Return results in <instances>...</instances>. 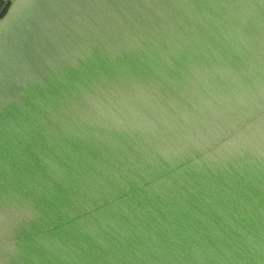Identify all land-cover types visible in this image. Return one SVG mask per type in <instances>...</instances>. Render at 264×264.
Segmentation results:
<instances>
[{
  "label": "water",
  "instance_id": "water-1",
  "mask_svg": "<svg viewBox=\"0 0 264 264\" xmlns=\"http://www.w3.org/2000/svg\"><path fill=\"white\" fill-rule=\"evenodd\" d=\"M0 264H264V0H31L0 31Z\"/></svg>",
  "mask_w": 264,
  "mask_h": 264
},
{
  "label": "clouds",
  "instance_id": "clouds-1",
  "mask_svg": "<svg viewBox=\"0 0 264 264\" xmlns=\"http://www.w3.org/2000/svg\"><path fill=\"white\" fill-rule=\"evenodd\" d=\"M31 0H0V31L12 22L21 19L22 9L29 7Z\"/></svg>",
  "mask_w": 264,
  "mask_h": 264
}]
</instances>
